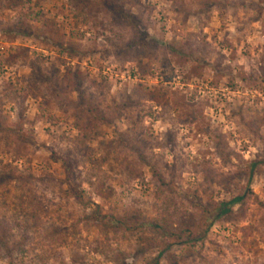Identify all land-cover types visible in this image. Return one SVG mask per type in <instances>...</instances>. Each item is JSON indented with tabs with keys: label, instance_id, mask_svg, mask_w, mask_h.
Masks as SVG:
<instances>
[{
	"label": "rangeland",
	"instance_id": "1",
	"mask_svg": "<svg viewBox=\"0 0 264 264\" xmlns=\"http://www.w3.org/2000/svg\"><path fill=\"white\" fill-rule=\"evenodd\" d=\"M77 69L109 118L88 137ZM0 119V264H264V0L0 5Z\"/></svg>",
	"mask_w": 264,
	"mask_h": 264
},
{
	"label": "trees",
	"instance_id": "2",
	"mask_svg": "<svg viewBox=\"0 0 264 264\" xmlns=\"http://www.w3.org/2000/svg\"><path fill=\"white\" fill-rule=\"evenodd\" d=\"M25 0H0V5H3L7 7L8 9H14L17 7H20L24 5ZM108 6L114 8L115 14L123 20L131 29L134 31V39L132 40L131 46H134V48L141 49L144 51L147 47H151L155 44L153 40L149 38V35L143 31V29L140 28V25L138 24V20L134 14L131 12H126L122 8H118L117 6H114L112 1H108ZM29 33L27 30H24L22 28L19 29V33ZM31 33V32H30ZM33 35L37 36V34ZM64 82L68 83L67 87L72 86V91L79 92L78 98L75 102H73V107L76 110H80L81 114H79L78 122L76 123L77 128L84 134L85 137H88L89 133H92V131L95 129L97 124H103L109 121L108 116L101 110H99L97 105V99L91 96H86V91L83 90V85L85 83V79L83 77V74L80 70H75L74 72H68L65 75ZM148 96L153 99L154 101L160 102L162 100V96L158 92H149ZM85 117V118H84ZM84 118V120H82ZM3 121L0 119V131H3ZM60 158H55V161H58ZM67 177H70V169L71 165L68 161L63 160ZM154 175L158 178V180L161 182L163 186H168V184L165 182L164 177L161 173L156 172V170H153ZM251 192V191H249ZM99 195L103 198H108L109 194H107L104 189H99L98 191ZM77 198L81 199L80 196L75 194ZM245 200V195H239L230 201H221L216 204V209L218 215H228L232 211V205L242 203ZM207 212V210H206ZM105 217V216H104ZM118 224L122 227H125L129 230L133 229L130 227L128 222L125 220H118ZM142 225H145L144 222H142ZM153 227L157 229H162L165 231L169 229V227H164L161 224L154 223L152 225ZM170 231V230H169ZM11 233V228L4 223V221L0 220V244L5 246L6 249H8L7 242L9 235ZM171 236H174L176 238V241L178 243H182V241L188 239H192L195 237L194 232L190 228H184L180 230L179 232H170ZM187 237V238H186ZM9 250V249H8ZM166 248H164L159 254L153 259L151 264H159L160 259L162 258L164 251Z\"/></svg>",
	"mask_w": 264,
	"mask_h": 264
}]
</instances>
